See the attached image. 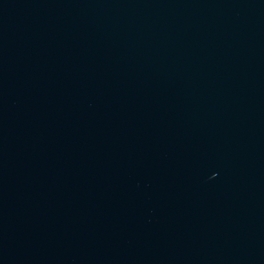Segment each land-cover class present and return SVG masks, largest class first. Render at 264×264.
<instances>
[{"label":"water","instance_id":"water-1","mask_svg":"<svg viewBox=\"0 0 264 264\" xmlns=\"http://www.w3.org/2000/svg\"><path fill=\"white\" fill-rule=\"evenodd\" d=\"M0 264H264V0H0Z\"/></svg>","mask_w":264,"mask_h":264}]
</instances>
